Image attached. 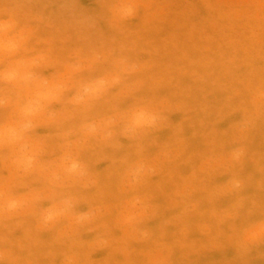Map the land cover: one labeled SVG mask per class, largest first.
I'll return each mask as SVG.
<instances>
[{
	"label": "rangeland",
	"instance_id": "rangeland-1",
	"mask_svg": "<svg viewBox=\"0 0 264 264\" xmlns=\"http://www.w3.org/2000/svg\"><path fill=\"white\" fill-rule=\"evenodd\" d=\"M57 2L35 0L50 12ZM75 2L89 11H100L101 0ZM136 6L134 19L120 25L100 23L88 33L86 41L64 24L62 18L58 20L56 33L43 30L54 62L67 59L73 47L85 50L102 46L106 50L100 63L85 64V71L61 73L54 79L77 87L82 81L107 73L112 56L121 52L141 64L140 72L125 78L119 91L110 92L86 115H99L109 107L126 110L138 97L151 96L164 97L163 110L175 112L171 119L181 121L175 127H182L185 135L182 143L174 146L171 158L162 159L159 154L151 153L145 156L158 172L155 179H148L143 189L151 207L168 217L165 224L177 221L184 224L182 238L177 237L176 244L183 245L190 230L192 238L199 241H193L188 250L182 248L175 252L168 264H264L261 254L264 249L254 251L248 258L237 254L232 246L233 238L227 227L220 226L216 211L217 206H227L232 200L231 182L222 183L232 176L242 182L245 194L239 199L256 200L259 211L264 213V107L254 99L256 89L264 87V0H136ZM8 62L6 58L5 63ZM60 112L73 116V126L80 118L79 110L70 109L67 104ZM250 114L255 115V124L242 132L244 121L239 120L242 115L247 120ZM167 136V130L160 133L161 140ZM169 141H172L171 136ZM237 145L245 147L247 157L233 162L229 151ZM57 147L58 142L53 140V159L45 161L46 166L58 162ZM75 150L88 162L97 181L94 188L83 190L69 183L52 190L43 182L36 184L29 178L18 177L6 163L0 165V179L13 192L29 185L45 199H54L55 191L80 193L87 201L101 198L110 210L103 217V223H111L119 216L120 203L124 199L120 191L123 169L118 163L121 154L108 153L92 141L78 144ZM128 151L131 152L130 146ZM41 206L37 203L32 210L25 211L22 222L29 227L35 226V211ZM158 222L154 220L151 226L144 224L143 227L155 232L163 226L156 225ZM201 222L206 224L207 237L195 230ZM118 226L121 228L119 234L113 233L107 238L100 234L95 241L81 243L89 245L90 250L97 245L111 246L110 264H156L161 251L147 247L138 253L133 230ZM35 227L37 238L45 245L54 243V232L43 234L38 226ZM74 231L82 234L84 229L77 226ZM122 247L130 250L124 258L116 255ZM106 254V250L100 251L96 258ZM18 264L57 262L47 260L44 249L39 248L30 257L21 258ZM87 264H109V261L89 260Z\"/></svg>",
	"mask_w": 264,
	"mask_h": 264
},
{
	"label": "clouds",
	"instance_id": "clouds-1",
	"mask_svg": "<svg viewBox=\"0 0 264 264\" xmlns=\"http://www.w3.org/2000/svg\"><path fill=\"white\" fill-rule=\"evenodd\" d=\"M99 4L100 11L92 12L75 0H58L50 12L35 0H0V165L6 163L18 177L29 178L36 184L43 182L52 190L69 183L88 190L94 188L97 181L88 162L75 149L78 144L95 142L108 153L121 154L118 163L123 169L120 191L124 199L119 216L111 223H103V217L110 210L101 198L87 201L80 193L55 191L54 199H45L29 185L13 192L0 179V264H18L21 258L30 257L39 248L44 249L47 260L57 264H87L89 260H108L110 264L111 246L97 245L90 250L89 245L81 241H95L100 234L105 238L119 234L118 225L133 230L138 253L147 247L161 251L156 264H168L175 252L190 249L193 241L199 242L192 238L190 230L183 245L176 244V238H182L184 224L179 221L165 224L168 217L151 207L143 191L148 179L158 176L157 169L145 156L151 153L159 154L162 159L171 158L174 146L182 143L185 135L182 127H175L181 121L171 119L175 112L163 110L165 98L140 96L126 110L109 107L99 115H86L110 92L119 91L125 78L134 77L142 70V65L121 52L112 56L107 73L82 81L77 87L54 79L61 73L85 71V64L100 63L106 50L102 46L85 50L73 47L67 59L54 62L43 30L56 33L58 20L62 18L64 24L86 41L88 33L100 23L120 25L137 16L136 0H101ZM6 58L8 63H5ZM254 99L264 107V87L256 89ZM65 104L79 110L80 118L75 120V126L71 114L60 112ZM239 121H244L241 131L247 132L255 124V115L250 114L247 120L242 115ZM165 130L168 136L161 140L160 133ZM53 140L58 142L60 158L49 167L45 161L53 159ZM246 157L243 145L229 151L233 162ZM229 182L232 200L227 206H217L216 211L220 226L227 227L233 238L232 246L237 254L248 258L254 251L264 249V213L259 211L256 200L239 199L245 194L239 178L228 176L222 183ZM37 203L42 206L35 211L34 225L43 234L54 232L52 244L45 245L37 238V228L22 222V214ZM154 220L159 221L156 225L163 226L155 232L143 227L144 224L151 226ZM58 225L66 227L58 228ZM77 226L84 229L82 234L74 231ZM195 230L207 237L205 222ZM104 250L107 254L96 258V253ZM128 251L122 247L116 255L124 258ZM261 254L264 255V251Z\"/></svg>",
	"mask_w": 264,
	"mask_h": 264
}]
</instances>
